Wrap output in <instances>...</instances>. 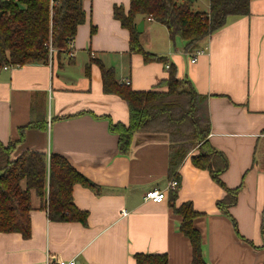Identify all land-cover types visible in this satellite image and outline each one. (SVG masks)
<instances>
[{
  "label": "crops",
  "instance_id": "0c3cea01",
  "mask_svg": "<svg viewBox=\"0 0 264 264\" xmlns=\"http://www.w3.org/2000/svg\"><path fill=\"white\" fill-rule=\"evenodd\" d=\"M131 0H83L86 19L70 49L54 52L46 63L0 69V140L24 150L65 156L98 186L76 183V206L88 211L86 224L52 220L33 193L31 234L0 231V264H136L135 254L167 253L169 264H192V243L181 230L182 216L172 207L169 138L166 133H136L128 154L110 121L128 123L129 108L119 95L104 91L98 60L137 90L157 88L175 66L208 95L214 147L229 167L228 187L242 185L230 208L234 221L218 207L226 190L191 154L180 166L177 206L191 201L200 212L194 223L203 236L208 264H264V0H250V13L230 15L193 51L172 38L168 28L147 16L141 42L164 57L146 62L130 50V31L114 16ZM208 11L210 0H193ZM203 49L196 62L191 58ZM169 65V67L167 66ZM151 189L168 190L163 202L146 198Z\"/></svg>",
  "mask_w": 264,
  "mask_h": 264
},
{
  "label": "trees",
  "instance_id": "16d2710c",
  "mask_svg": "<svg viewBox=\"0 0 264 264\" xmlns=\"http://www.w3.org/2000/svg\"><path fill=\"white\" fill-rule=\"evenodd\" d=\"M0 69L5 65L19 66L46 63L50 47L58 54L66 53L86 19L83 0H0ZM250 13V0H210L208 11L195 8L193 0H131L129 10L116 5L114 16L130 31V50L142 54L146 62L164 61V57L145 50L137 30L139 16H147L164 24L172 38L185 40L186 49L196 45L221 28L230 15ZM103 74L104 91L123 98L129 108L128 123L110 121V129L119 137L120 153L128 154L136 133H166L169 138L170 179L176 189L170 190L172 207L182 216L180 230L189 237L193 247L192 264H208L204 256L203 236L194 220L200 215L191 201L179 206L175 200L181 186L180 166L191 154L192 162L210 171L213 179L224 187L226 195L219 199V209L236 224L230 212L239 198L242 185L228 187L222 175L229 167L223 151L210 141L212 129L208 95L197 91L191 80L179 77L175 66L169 77L157 88L133 89L122 83L114 67L98 60ZM17 142L0 140V231L31 234L32 198L35 193L52 220L88 221V211L76 206L73 189L76 183L95 188L63 155H48L40 150H24L17 157ZM264 230V226H263ZM136 264H169L167 253L135 254Z\"/></svg>",
  "mask_w": 264,
  "mask_h": 264
},
{
  "label": "built area",
  "instance_id": "2783aa9c",
  "mask_svg": "<svg viewBox=\"0 0 264 264\" xmlns=\"http://www.w3.org/2000/svg\"><path fill=\"white\" fill-rule=\"evenodd\" d=\"M52 7L57 4V0H50ZM203 49L196 50L191 58V62L194 63L197 61L200 53H203ZM56 52V50L51 46L50 47V56H52ZM169 67V65H167ZM12 67V65H5L4 68ZM178 182L176 179H171L169 182L168 190L176 189ZM168 190H160V189H151L146 192V198L155 202H163L167 198ZM48 264H77L75 259H60V260H52L48 261Z\"/></svg>",
  "mask_w": 264,
  "mask_h": 264
},
{
  "label": "water",
  "instance_id": "95a60500",
  "mask_svg": "<svg viewBox=\"0 0 264 264\" xmlns=\"http://www.w3.org/2000/svg\"><path fill=\"white\" fill-rule=\"evenodd\" d=\"M3 14V11H0V16ZM145 27V19H141L137 24L138 32L142 33Z\"/></svg>",
  "mask_w": 264,
  "mask_h": 264
},
{
  "label": "rangeland",
  "instance_id": "374dc122",
  "mask_svg": "<svg viewBox=\"0 0 264 264\" xmlns=\"http://www.w3.org/2000/svg\"><path fill=\"white\" fill-rule=\"evenodd\" d=\"M199 1H208V0H199ZM196 8V7H195ZM200 10V9H199Z\"/></svg>",
  "mask_w": 264,
  "mask_h": 264
}]
</instances>
